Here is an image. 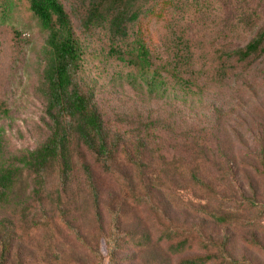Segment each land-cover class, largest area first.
Segmentation results:
<instances>
[{"label":"rangeland","instance_id":"rangeland-1","mask_svg":"<svg viewBox=\"0 0 264 264\" xmlns=\"http://www.w3.org/2000/svg\"><path fill=\"white\" fill-rule=\"evenodd\" d=\"M61 1L73 14L76 0ZM74 24L85 52L84 80L111 137L131 148L144 140L154 160L142 189L135 181L137 174L123 166L116 175L101 179L105 228L110 211L122 208L121 229L151 232L153 239L158 238L152 231L157 222L154 212L147 205L136 206V200L147 204L145 198L151 192L156 209L177 226L204 225L209 235L232 238L238 258L264 264V253L246 245L250 230L221 228L207 221L197 203L203 202L204 195L188 182L197 160L205 164L208 183H222L228 191H236L240 184H247L246 178L236 180L226 166V174H219L217 151L223 152V162L227 155L246 167L248 157L257 155L264 144V56L254 67L239 69L226 80L214 76L220 53L244 48L264 29V0H163L155 16L143 20L151 50L162 52L170 28L185 32L191 40L199 78L187 90L173 81L160 86L145 82L131 66L108 58L102 39H86L76 19ZM45 44L46 34L26 7H19L7 24L0 25V136L8 154L35 150L47 138L41 67ZM21 189L31 192V181ZM85 190L81 177L70 191L75 201L71 220L84 241L58 225L52 232L26 235L10 264H109L103 233L93 222ZM258 196L264 202V183ZM262 224L259 233L264 240ZM151 253L142 250L133 264H148ZM125 256L133 257L132 249Z\"/></svg>","mask_w":264,"mask_h":264},{"label":"trees","instance_id":"trees-1","mask_svg":"<svg viewBox=\"0 0 264 264\" xmlns=\"http://www.w3.org/2000/svg\"><path fill=\"white\" fill-rule=\"evenodd\" d=\"M161 2L76 0L71 14L61 0H0V25L7 24L19 7H26L46 34L41 67L47 129V138L37 149L17 154L6 152L0 136V264L11 263L16 247L26 235L52 232L58 225L73 233L78 241H84L71 220L75 201L71 200L70 191L80 183L81 177L86 184V203L94 214L93 222L103 233L109 264H133L142 250L152 252L148 264L165 261L166 264L174 261L175 264H255L247 257L234 255L232 238L209 235L204 225L177 226L156 209L151 192L145 198L147 204L143 199L136 200V206L141 209L147 205L154 212L157 222L152 231L155 230L158 238L153 239L151 232L121 229L122 208L112 209L110 222L107 228L104 226L101 179L116 175L123 166L137 174L135 181L142 189L154 160L144 140L131 148L111 137L84 80L85 52L74 19L86 39H102L108 58L131 66L145 82L160 86L173 81L187 90L199 78L194 70V46L187 34L170 28L164 49L159 52L150 49L142 29L143 20L155 16ZM263 56L264 29L244 48L220 53V65L215 66L214 76L226 80L239 69L254 67ZM247 64L251 66H243ZM217 153L219 174H226V166L233 178L244 176L247 184H240L236 191L233 188L228 191L222 183L213 186L203 175L205 164L200 165L196 160L189 170L188 182L207 197L205 200L201 196L203 202L197 203L212 224L250 230L247 247L264 253V240L259 233L264 221V202L258 196L264 183V144L257 155L248 157L251 161L246 167L227 155L223 162L220 155L223 152ZM29 180L32 190L27 193L21 186ZM135 181L133 190L137 187ZM163 218L168 223H163ZM130 249L133 257L125 256ZM96 256L99 257L98 252Z\"/></svg>","mask_w":264,"mask_h":264}]
</instances>
